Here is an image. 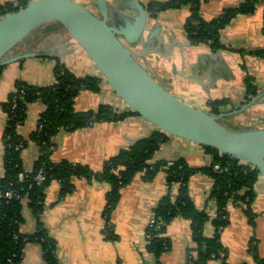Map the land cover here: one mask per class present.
<instances>
[{
  "label": "crops",
  "instance_id": "crops-1",
  "mask_svg": "<svg viewBox=\"0 0 264 264\" xmlns=\"http://www.w3.org/2000/svg\"><path fill=\"white\" fill-rule=\"evenodd\" d=\"M83 1L90 4L92 0ZM136 1L147 9L151 2L168 0ZM182 1L177 7L154 15L147 9L150 19L141 39L132 47L138 62L176 98L209 113L211 102L224 100L220 112L224 114L223 118L230 117L234 125L245 124L242 130L256 129L252 121L264 115V57L253 53L255 50L264 52V0H259L253 13L235 16L219 31L221 47L217 50L208 44L192 45L189 42L185 24L191 15V3ZM245 1L200 0L199 16L211 21ZM6 2L17 3L18 0H0V4ZM108 5L109 18L114 22L132 19L136 15L131 0H108ZM40 28L42 32L45 30L40 33V38L25 43L29 35L24 40L25 44H19L6 59L33 52L38 56L2 66L0 177L4 174L3 132L7 121L1 103L15 91L20 80L36 87L53 85L56 61L75 76L99 79L98 91H79L73 104L76 112L96 111L100 106H110L117 113L129 111L86 52L63 27L50 23ZM250 78L255 79L253 87L248 86ZM254 97L255 102L241 110ZM44 110L45 106L39 102L28 104L25 120L16 129L22 138H30ZM156 131L154 125L134 114L117 121L94 122L75 130L60 129L53 138L54 148L49 161L87 166L97 175L105 160ZM39 157V148L29 142L20 154L23 174L29 175L35 169ZM177 159H182L191 168H203L211 164L212 156L197 144L168 135L149 163ZM165 179L163 171H158L151 180H145L143 174L136 175L121 189L119 201L109 214L108 224L105 206L106 195L111 190L109 182L97 178H72V190L60 196L61 185L51 181L44 188L43 210L38 218L29 209L28 201L23 200L19 231L26 235L35 234L40 223L46 236L54 243L58 264H186L187 251L196 247L189 219L177 217L166 226L163 233L169 240L166 252L155 256L146 250V226L150 215L167 194ZM213 185L212 178L202 171L192 174L187 182L188 196L195 210L207 213L210 218L216 214V205L210 200ZM253 192L250 210L255 217L254 225L249 223L243 211L245 205L229 200L226 207L228 224L219 234L225 258L208 260L205 264H260L264 261V177L257 178ZM214 232L212 224L207 222L203 235L212 237ZM251 241L253 246L250 249L256 259L247 253ZM22 264H46L40 243L31 242L24 246Z\"/></svg>",
  "mask_w": 264,
  "mask_h": 264
},
{
  "label": "trees",
  "instance_id": "trees-1",
  "mask_svg": "<svg viewBox=\"0 0 264 264\" xmlns=\"http://www.w3.org/2000/svg\"><path fill=\"white\" fill-rule=\"evenodd\" d=\"M183 2L182 0L151 2L147 9L154 15L170 7H177ZM186 2L191 3V15L185 24L189 42L192 45L208 44L213 50H217L221 47L219 31L235 16L253 13L259 0H246L235 8L225 10L218 18L211 21H205L199 16L200 0ZM28 3L29 0H18L17 3L0 4V17L16 12ZM254 54L264 57L263 51H256ZM1 71L2 67L0 74ZM54 74L56 81L51 86L36 87L22 81L17 82L15 91L1 103L7 121L3 132L4 174L0 177V264H22L23 248L31 242L42 245L46 264H58L54 255V243L46 236L40 223L35 234L26 235L19 231L23 200L28 201L29 209L38 218L43 210L44 188L51 181H57L61 185L60 196L72 190V178H97L109 182L111 190L106 195L105 206V220L108 224L109 214L119 201L121 189L130 184L138 174H143L145 180H151L158 171L165 173L167 194L153 213L154 224L146 228L147 252L160 256L169 249V240L163 236V233L174 218L181 217L191 221L192 240L196 245L195 249L188 250L186 264H205L208 260H224L225 251L220 243L219 234L228 224L227 203L233 200L244 204L243 211L249 223L254 225L250 204L254 199L253 186L260 176L258 171L230 155L220 154L206 146L202 147L212 156L211 164L207 167L191 168L182 159L151 164L149 160L153 153L168 139V135L161 131L154 132L105 160L97 175H94L87 166L74 165L66 161L53 164L49 161V155L54 148L53 138L60 129L75 130L98 121H117L132 114L138 115L131 110L117 113L110 106H100L96 111L76 112L73 104L79 91L82 89L98 91L99 79L91 76H75L59 61H56ZM33 102L41 103L45 106V110L39 117L36 130L26 140L17 133L16 129L25 120L28 104ZM224 104V100L211 102L210 113L220 114ZM29 142L37 145L40 157L35 169L26 178L19 180V175L24 173L20 154ZM215 165H219L223 171L220 173L214 171ZM39 171L45 176L44 182L40 184L32 179ZM198 171L208 174L213 180L210 200L216 205L214 218H210L205 212H197L189 199L187 182L190 176ZM8 192L12 193L10 199L5 197ZM207 222H210L215 230L212 237L203 235V228ZM260 264H264V261Z\"/></svg>",
  "mask_w": 264,
  "mask_h": 264
},
{
  "label": "water",
  "instance_id": "water-1",
  "mask_svg": "<svg viewBox=\"0 0 264 264\" xmlns=\"http://www.w3.org/2000/svg\"><path fill=\"white\" fill-rule=\"evenodd\" d=\"M132 19L112 21L108 0L90 4L76 0H32L20 10L0 17V67L38 53L6 59L38 28L57 23L86 52L106 83L121 101L167 135L211 147L252 166L264 177V128L232 130L214 115L173 96L138 62L133 46L141 39L150 16L131 0ZM256 100L252 99L241 110Z\"/></svg>",
  "mask_w": 264,
  "mask_h": 264
},
{
  "label": "rangeland",
  "instance_id": "rangeland-1",
  "mask_svg": "<svg viewBox=\"0 0 264 264\" xmlns=\"http://www.w3.org/2000/svg\"><path fill=\"white\" fill-rule=\"evenodd\" d=\"M79 2H83V0H78ZM41 29V28H40ZM45 30L43 29V32H44ZM42 32V29L41 30H39L38 32H34L35 34H33V36H30L27 40H26V42L25 43H29V42H31V41H33L34 39H37L38 37L40 38L41 37V35H40V33H43ZM24 43V42H23ZM24 43V44H25ZM23 45V44H22ZM255 52H256V50H255ZM254 54V53H253ZM247 55V54H246ZM262 56V55H261ZM253 80H255V79H253V78H250L249 79V81H247L248 82V86L249 87H253V85H255V84H253ZM21 81V80H20ZM227 101V100H226ZM221 122H222V124L223 125H225L226 127H228V128H230V129H232V130H242L241 128L245 125V124H238V125H234V122H233V119H231L230 117H227V118H222L221 119ZM253 126L257 129V128H264V115L263 116H261L260 118H258L257 117V119H254L253 121ZM244 130V129H243ZM154 213V212H153ZM152 213V214H153ZM247 217V216H246ZM254 217V216H253ZM255 218V217H254ZM248 219V218H247ZM146 228H147V226H146ZM252 244V241L251 242H249V244H248V247H249V249L247 250V253H249V254H251L253 257L252 258H254V251H252L251 249H250V247H252L253 245H251ZM190 250V249H189ZM187 253H188V251H187ZM186 258H187V254H186ZM254 259H256V257L254 258ZM256 261H258V259L256 260Z\"/></svg>",
  "mask_w": 264,
  "mask_h": 264
},
{
  "label": "built area",
  "instance_id": "built-area-1",
  "mask_svg": "<svg viewBox=\"0 0 264 264\" xmlns=\"http://www.w3.org/2000/svg\"><path fill=\"white\" fill-rule=\"evenodd\" d=\"M213 169H214V171L219 172V173L223 171V170L219 167V165H215V166L213 167ZM27 176H28V175L20 174V175H19V180H23V179L26 178ZM32 179H33L36 183L40 184V183L44 182V180H45V176H44V174H43L42 171H39L34 177H32ZM5 197L8 198V199H10V198L12 197V193H10V192L6 193V194H5ZM154 222H155V216H154V214H151L150 217H149L148 223H147V227H152V225L154 224ZM221 256H223V254H222Z\"/></svg>",
  "mask_w": 264,
  "mask_h": 264
}]
</instances>
